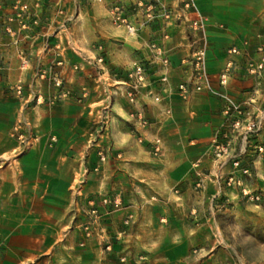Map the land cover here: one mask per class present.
I'll return each instance as SVG.
<instances>
[{"label": "crops", "instance_id": "0c3cea01", "mask_svg": "<svg viewBox=\"0 0 264 264\" xmlns=\"http://www.w3.org/2000/svg\"><path fill=\"white\" fill-rule=\"evenodd\" d=\"M26 1L32 5L34 0ZM139 1L146 2L43 0L37 9L39 25L23 29L13 20L10 34L2 22L13 0H0V121L13 120L0 123V158L7 159L0 168V264H25L57 253L84 257L91 247L104 251V241L98 236L85 239L80 224L88 200L105 194L122 199L120 209L103 217L117 254L133 252L137 257L142 249L152 248L158 264H222L225 260L224 245L200 237L203 222L210 219L206 216L225 197L212 179L210 154L224 119L223 102L206 91L192 92L187 99L176 91L189 73L183 60L199 39L185 23L153 22L134 36L113 22L111 6L120 2L128 18L138 24L143 11ZM196 3L208 18L206 66L213 86L238 101L253 100L248 106L253 111L264 108V75L256 78L245 71L246 62L258 57L256 47L264 42V0ZM150 40L161 44L170 58L168 82H159L158 62L149 64L148 87L141 89L132 105L118 90L132 62L149 58ZM98 45L103 65L95 60ZM230 46L245 51L229 55ZM228 60L234 67L227 84L221 86L217 74ZM54 76L61 78L69 94L50 105L47 100L57 91ZM19 83L21 95L14 90ZM137 108L149 119L144 129L130 118ZM103 117L109 122L102 130V144L110 142L111 152L100 170L94 171L97 148L89 140L92 124ZM20 118L30 125L36 140L16 155L17 141L10 132ZM140 134L142 142L137 140ZM154 138L161 140L158 155L150 144ZM258 139L264 142V129ZM241 146L238 139L236 150ZM246 157L255 159L250 147ZM197 160L207 174L203 189L195 187ZM253 169L248 183L264 188L260 177L264 162L256 161ZM229 170L226 165L224 172ZM232 194L225 191L228 197ZM129 213L133 219L125 226Z\"/></svg>", "mask_w": 264, "mask_h": 264}, {"label": "built area", "instance_id": "2783aa9c", "mask_svg": "<svg viewBox=\"0 0 264 264\" xmlns=\"http://www.w3.org/2000/svg\"><path fill=\"white\" fill-rule=\"evenodd\" d=\"M43 0H34L31 5L26 0H13L10 4L9 12L4 15L3 29L7 33H13V28L9 22L16 20L23 29H28L33 26H38L40 17L37 9L41 7ZM138 6L143 7L142 18L138 24L133 23L125 14V7L116 2L111 6L110 12L113 16V22L117 26H124L129 35H136L140 27L148 26L153 22L166 23L177 20L185 23L189 29L198 34L199 39L192 45L189 56L184 58L183 62L187 64L189 73L186 78L177 84L176 91L180 97L187 99L192 92L206 91L222 100V113L224 119L216 131L213 138L210 154L214 161L213 180L219 194L225 196V191L235 194L241 199L262 202L264 201V190L252 188L248 183V179L252 177L251 166L245 160L248 147L251 148L255 155L252 161L254 164L260 160L264 162V142L258 139V135L264 129V108L253 109L248 108L253 105V100L238 101L229 94L216 89L213 86V76L208 72L206 66L208 38L206 35V27L208 18L203 14L196 0H146L139 1ZM3 17V16H2ZM0 22V25L2 24ZM164 37H167L165 34ZM244 46L248 45V41L243 42ZM100 54L96 57V62L100 65L104 64V54L102 46H97ZM150 49L149 58L146 60H134L130 69L127 72L126 79L122 83L123 87L118 90L126 100L135 105L138 101L139 93L142 88L148 87V65L158 62L160 64L159 82L166 85L168 82V69L170 68V58L167 55L163 46L154 40L148 42ZM245 51V50H244ZM243 49L237 46H230L226 53L236 55L244 52ZM258 57L248 60L245 64V71L248 75L260 78L264 75V42L256 47ZM25 59L23 63H26ZM234 63L228 60L221 71L217 74L219 85L227 84L231 76ZM77 65L73 66L76 70ZM53 84L57 87V91L50 96V104H54L57 100L67 97L69 91L63 87L60 77L54 76ZM22 85L19 83L14 90L17 94L22 93ZM40 96L37 95V101ZM155 101L159 100V95L153 97ZM104 118V117H103ZM130 118L138 128H146L149 125V120L144 114L142 108H137L130 113ZM100 129V127H99ZM98 129V130H99ZM11 136L17 141L16 148L13 152L18 155L20 152L29 148L36 140V136L27 128V124L19 119L13 126ZM53 139V138H51ZM240 139L242 146L236 150V141ZM139 142L143 141L142 134L137 136ZM91 141V139H90ZM152 152L158 155L161 152L160 138H154L151 142ZM107 153L104 148L98 150V159L94 171H99L101 165L106 162ZM7 159L0 158V168L6 163ZM252 164V165H253ZM226 165H230V170L224 172ZM196 170L197 181L195 187L203 189L205 187V179L207 174L199 169V160L193 163ZM261 178L264 179V171L261 172ZM88 207L85 210V220L80 224L84 234V238L98 236L104 241V248L111 249L105 226L102 224V219L112 210H118L122 207V199L118 194H105L96 201L95 198H90L87 202ZM133 219V214L129 213L124 218L123 223L129 224ZM121 261H125V256L120 257Z\"/></svg>", "mask_w": 264, "mask_h": 264}, {"label": "rangeland", "instance_id": "374dc122", "mask_svg": "<svg viewBox=\"0 0 264 264\" xmlns=\"http://www.w3.org/2000/svg\"><path fill=\"white\" fill-rule=\"evenodd\" d=\"M49 99L50 96L47 100L48 104H50ZM20 119L23 120L22 118ZM7 121L12 122L13 120H1L0 123L3 122L5 124ZM23 122L25 121L23 120ZM108 122L109 119L105 122L103 118L92 124L91 132L93 134L91 133V141L89 140V144L97 148V159L98 150L104 148L105 153H107L106 161L108 153L111 152V143L107 142L105 146L102 144L104 136L102 130H105ZM16 123L17 121L14 125ZM29 126L28 124L27 128L34 134ZM100 138H102L101 141L99 140ZM253 159L252 157H246V161L250 163L252 171H254ZM251 187L264 190L261 187ZM232 195L234 197L220 198L215 212L206 216V218L210 217V219L203 222L205 227H203L204 230L200 237L205 238L207 241L217 240V242L226 246H222L221 256L227 258L223 259L222 264L226 263L225 261L228 264H264V201L253 202L241 199L235 194ZM102 224L104 225L103 219ZM129 224L124 225L128 226ZM105 230L107 233L106 227ZM107 236L108 239L106 241L111 244V249L109 250L102 248L104 249L103 251L100 248L91 247L86 251L84 257H73L65 253H57V256L53 255L49 258L45 255L38 256L28 260L25 264H158L154 261L152 248H149V251L145 248L142 249V252L138 253L137 257L133 252L117 254L112 237L108 233ZM145 254L148 255L146 258L144 257ZM121 256H125V261L120 260Z\"/></svg>", "mask_w": 264, "mask_h": 264}]
</instances>
